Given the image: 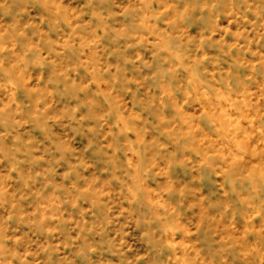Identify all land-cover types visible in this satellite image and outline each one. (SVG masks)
Returning <instances> with one entry per match:
<instances>
[{"label": "rangeland", "instance_id": "obj_1", "mask_svg": "<svg viewBox=\"0 0 264 264\" xmlns=\"http://www.w3.org/2000/svg\"><path fill=\"white\" fill-rule=\"evenodd\" d=\"M0 264H264V0H0Z\"/></svg>", "mask_w": 264, "mask_h": 264}]
</instances>
